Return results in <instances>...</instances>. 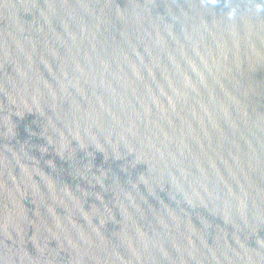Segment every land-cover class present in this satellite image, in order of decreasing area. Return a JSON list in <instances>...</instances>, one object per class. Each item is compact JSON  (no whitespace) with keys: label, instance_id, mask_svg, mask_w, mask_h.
<instances>
[{"label":"water","instance_id":"obj_1","mask_svg":"<svg viewBox=\"0 0 264 264\" xmlns=\"http://www.w3.org/2000/svg\"><path fill=\"white\" fill-rule=\"evenodd\" d=\"M0 264H264V0H0Z\"/></svg>","mask_w":264,"mask_h":264}]
</instances>
